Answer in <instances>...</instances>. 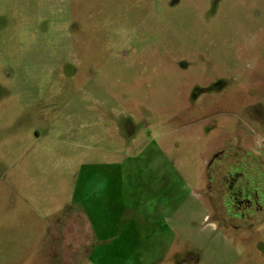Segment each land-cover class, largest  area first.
I'll return each instance as SVG.
<instances>
[{"label": "rangeland", "instance_id": "374dc122", "mask_svg": "<svg viewBox=\"0 0 264 264\" xmlns=\"http://www.w3.org/2000/svg\"><path fill=\"white\" fill-rule=\"evenodd\" d=\"M240 138L264 163V0H0V264H264L203 227Z\"/></svg>", "mask_w": 264, "mask_h": 264}, {"label": "flooded vegetation", "instance_id": "af4514ba", "mask_svg": "<svg viewBox=\"0 0 264 264\" xmlns=\"http://www.w3.org/2000/svg\"><path fill=\"white\" fill-rule=\"evenodd\" d=\"M244 141L229 140L205 159V186L199 195L208 203L203 227L209 233L238 238L252 232L255 237V228L264 226V163L250 149L243 148ZM74 218L83 224L82 217ZM188 256L193 263L199 260L193 252Z\"/></svg>", "mask_w": 264, "mask_h": 264}]
</instances>
